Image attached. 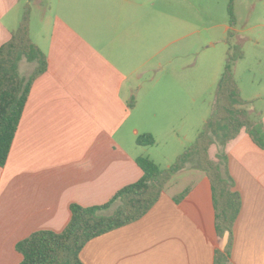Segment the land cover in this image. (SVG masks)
I'll list each match as a JSON object with an SVG mask.
<instances>
[{
    "label": "crops",
    "instance_id": "crops-1",
    "mask_svg": "<svg viewBox=\"0 0 264 264\" xmlns=\"http://www.w3.org/2000/svg\"><path fill=\"white\" fill-rule=\"evenodd\" d=\"M196 2L0 0V48L29 9L30 38L47 59L0 167V264H20L16 245L33 233L63 232L71 205L107 204L138 182L143 171L137 159L155 162L152 146L137 145L140 135L164 133L183 141L181 121L190 102L183 99L184 71L167 77L164 96L153 99V87L145 100H138V93L153 86V70L164 67L175 41L204 30L191 23L190 14L201 23L206 17L216 22L215 14L224 18L229 0ZM244 5L260 13L254 25L240 19ZM235 17L234 27H218L225 35L232 31L241 48L253 34L257 58L264 61V0H235ZM30 65L32 72L23 76L34 73ZM257 89L244 100L264 123V79ZM226 155L233 192L242 203L232 231V264H264V150L244 129L227 145ZM188 174L189 185L171 192L175 179ZM229 241L228 234H217L210 179L188 170L170 179L145 216L91 240L80 258L83 264H214L215 252L225 251Z\"/></svg>",
    "mask_w": 264,
    "mask_h": 264
},
{
    "label": "trees",
    "instance_id": "trees-1",
    "mask_svg": "<svg viewBox=\"0 0 264 264\" xmlns=\"http://www.w3.org/2000/svg\"><path fill=\"white\" fill-rule=\"evenodd\" d=\"M26 10L18 30L0 48V167H5L28 101L34 81L47 69V59L30 38V13ZM229 23L235 26V0H229ZM232 36V31L229 32ZM244 53L239 45L230 49L224 73L218 85V99L211 118L196 142L180 155L170 168L162 170L147 157L137 159L142 178L118 191L101 206L70 207L71 220L61 233L39 231L16 245L23 260L20 264H83L80 255L93 239L138 221L157 203L166 183L183 171L200 170L211 181L215 226L220 238L229 235L225 251L215 252L214 264H232L230 246L234 223L241 211V197L233 192L234 181L229 175L227 145L246 130L255 144L264 150V123L257 113L249 110V102L241 97L235 79V67ZM35 65L34 73L25 77L21 63ZM257 118H253V115ZM156 144L150 134L137 138V145ZM216 148V160L209 155ZM187 191L186 193H188ZM183 194L181 198L185 195ZM116 205V206H115Z\"/></svg>",
    "mask_w": 264,
    "mask_h": 264
},
{
    "label": "rangeland",
    "instance_id": "rangeland-1",
    "mask_svg": "<svg viewBox=\"0 0 264 264\" xmlns=\"http://www.w3.org/2000/svg\"><path fill=\"white\" fill-rule=\"evenodd\" d=\"M196 1L199 0H192L193 3H197ZM228 5L229 2L224 11V18L220 19L215 14L216 22H210L208 19L212 18L206 17L205 23H201L197 20L195 14L191 13V23L202 28V30L204 28V30L201 34L191 35L180 43L175 41L166 51L172 52V54L163 57L164 63L162 66L164 67H156L153 70V86L144 85L143 89L138 93L140 97L138 100H145L148 97L147 91L153 87V99H156L158 95L164 96L166 95L164 92L166 91L165 82L167 77L173 71H184L186 85H184L183 89V99H190V102L186 120L181 121L184 134L180 139L183 141L179 143L177 138L164 133H158L156 137L154 136L156 144L152 146L153 159L162 170H165L168 164L174 165L178 157L196 142L199 133L203 131L207 121L213 115L218 99V85L225 70L226 60L230 49H234L236 46L235 40L231 39V36L225 35L222 27H218L224 23L230 25ZM240 12V19L246 24L250 22V25H254L256 18L260 14L258 10L251 13L245 5ZM254 38L253 34L248 35L245 40L246 45L241 48L243 53L245 52V58L239 61L236 68L235 79L241 90V97L245 100H249L248 98L259 91L257 87L260 86V80L264 79V61L257 58ZM21 66L22 68L20 69L23 75L27 76L33 70V66L26 62H23ZM158 79L163 80L161 84L157 83L156 80ZM253 84H255L254 87ZM172 93L168 92V95ZM173 97H178L176 90ZM163 98L165 97L158 99ZM150 111H153V109ZM254 117L257 118L255 114L253 115ZM215 154L216 149L212 147L209 151L211 159L214 158ZM191 177V174H188L176 178L173 182L174 185L170 186L171 192L176 193L184 190L189 185ZM166 185L167 183L164 188Z\"/></svg>",
    "mask_w": 264,
    "mask_h": 264
}]
</instances>
